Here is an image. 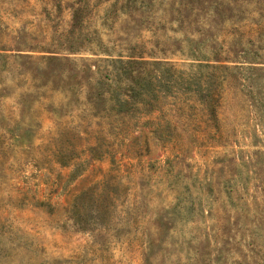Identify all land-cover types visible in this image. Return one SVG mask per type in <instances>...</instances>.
<instances>
[{"label":"rangeland","instance_id":"rangeland-1","mask_svg":"<svg viewBox=\"0 0 264 264\" xmlns=\"http://www.w3.org/2000/svg\"><path fill=\"white\" fill-rule=\"evenodd\" d=\"M0 264H264V0H0Z\"/></svg>","mask_w":264,"mask_h":264},{"label":"trees","instance_id":"trees-1","mask_svg":"<svg viewBox=\"0 0 264 264\" xmlns=\"http://www.w3.org/2000/svg\"><path fill=\"white\" fill-rule=\"evenodd\" d=\"M120 63H124L126 65H132L134 63H138L135 60H126V61H119ZM101 95V96H100ZM96 99L102 101V102H106V103H112V107H110L109 109H114V115L120 117L121 120L126 119V116L130 113H133L136 109V105L133 104L132 102H130L129 100V95H124L125 98L124 99H119L118 96H113V91L109 90V94L106 96V94H101V93H96L95 94ZM100 96V97H99ZM132 125V127H137L135 124L131 123V122H125L123 124V126L125 127H130ZM122 131H124V129L122 128ZM62 163V162H61Z\"/></svg>","mask_w":264,"mask_h":264}]
</instances>
